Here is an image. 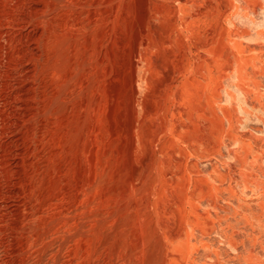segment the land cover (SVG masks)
<instances>
[{
  "label": "rangeland",
  "instance_id": "obj_1",
  "mask_svg": "<svg viewBox=\"0 0 264 264\" xmlns=\"http://www.w3.org/2000/svg\"><path fill=\"white\" fill-rule=\"evenodd\" d=\"M0 16V264H264V0Z\"/></svg>",
  "mask_w": 264,
  "mask_h": 264
},
{
  "label": "bare ground",
  "instance_id": "obj_2",
  "mask_svg": "<svg viewBox=\"0 0 264 264\" xmlns=\"http://www.w3.org/2000/svg\"><path fill=\"white\" fill-rule=\"evenodd\" d=\"M13 6V5H12ZM33 8V7H32ZM16 9V8H15ZM34 9V8H33ZM14 11V10H13ZM4 12H5V10H4ZM3 12V13H4ZM34 13V12H33ZM37 13V12H36ZM35 13V14H36ZM12 14V13H11ZM10 14V15H11ZM14 17V16H13ZM32 17V16H31ZM0 18H1V16H0ZM35 18V17H34ZM7 19V18H6ZM3 20V19H2ZM14 21V20H13ZM2 22H4V20L2 21ZM2 25H3V23H2ZM11 114V113H10ZM3 115V114H2ZM4 138V137H3ZM2 182V181H1ZM7 187V186H6ZM1 189H2V186H1V188H0V198H2V196L4 197V198H6L5 197V194L4 195H2V192H1ZM5 193V192H4ZM7 193V192H6ZM8 196V195H7ZM12 196V195H11ZM10 197V196H9ZM8 198V197H7ZM3 200V199H2ZM9 201V200H8ZM11 201V200H10ZM0 206H3V205H0ZM6 209V208H5ZM2 210V209H1ZM11 210V209H10ZM8 214V213H7ZM2 215V214H1ZM1 226V225H0ZM1 234V233H0ZM1 246V245H0ZM4 263H5V261H3ZM4 263H2V264H4Z\"/></svg>",
  "mask_w": 264,
  "mask_h": 264
}]
</instances>
